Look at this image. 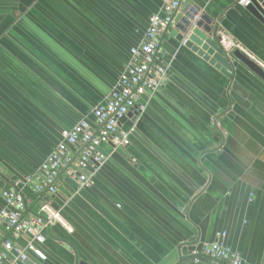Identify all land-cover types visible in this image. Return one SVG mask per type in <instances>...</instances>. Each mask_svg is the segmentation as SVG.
<instances>
[{"label":"crops","instance_id":"crops-1","mask_svg":"<svg viewBox=\"0 0 264 264\" xmlns=\"http://www.w3.org/2000/svg\"><path fill=\"white\" fill-rule=\"evenodd\" d=\"M191 1L214 21L217 46L264 70V25L238 0ZM162 5L0 0V210L14 189L28 211L44 198L55 217L45 260L30 264H196L192 252L218 239L242 264H264V83L236 61L227 77L176 40L174 22L157 54L167 78L141 99L143 113L120 122L129 144L97 149L106 159L90 161L89 187L61 172L55 195L33 190L64 135L106 101ZM68 148L78 157L81 144Z\"/></svg>","mask_w":264,"mask_h":264},{"label":"built area","instance_id":"built-area-1","mask_svg":"<svg viewBox=\"0 0 264 264\" xmlns=\"http://www.w3.org/2000/svg\"><path fill=\"white\" fill-rule=\"evenodd\" d=\"M180 2L163 0L159 13L149 17L144 41L130 50L132 63L119 77L106 101L92 109V120L81 119L43 161L39 168V181L33 186L35 193L55 195L61 172L77 180L83 188L91 186V178L84 171L92 159L99 165L106 159L97 149L102 144H111L115 148L129 144L128 134L119 129L120 122L131 112L143 113L146 107L139 104L141 99L145 96L151 98L167 78L169 67L157 62L159 40L172 25ZM237 3L246 8L251 0H238ZM185 43L186 39L183 40ZM76 143L81 144L78 157H74L68 148ZM1 197L4 206L0 210V264H26L30 256L45 260L41 246L55 217L28 215V207L20 191L6 189ZM22 238L25 239L23 247L16 244ZM192 255L196 264L202 259L242 264L239 255L220 239L203 245Z\"/></svg>","mask_w":264,"mask_h":264},{"label":"water","instance_id":"water-1","mask_svg":"<svg viewBox=\"0 0 264 264\" xmlns=\"http://www.w3.org/2000/svg\"><path fill=\"white\" fill-rule=\"evenodd\" d=\"M246 10L264 25V0H251V4L246 7ZM173 22L176 31L172 35H175L176 40L183 41L184 36L189 32V39L186 40L185 46L215 66L217 70L223 69L222 72L227 77L231 71L232 61H236L264 83V70L258 64L239 50L226 54L222 47L216 45L217 27L214 25V21L202 13L201 8L191 0L180 2L178 10L173 15ZM42 199L43 201L28 212L46 217L47 214L43 208L48 200ZM26 263L30 264L31 261L28 260Z\"/></svg>","mask_w":264,"mask_h":264}]
</instances>
